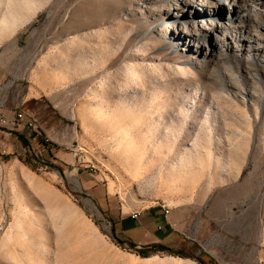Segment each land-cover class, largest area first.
Segmentation results:
<instances>
[{
	"label": "rangeland",
	"instance_id": "1",
	"mask_svg": "<svg viewBox=\"0 0 264 264\" xmlns=\"http://www.w3.org/2000/svg\"><path fill=\"white\" fill-rule=\"evenodd\" d=\"M209 1L0 0V101L37 120L0 127V264H264V0ZM162 205L143 257L113 211Z\"/></svg>",
	"mask_w": 264,
	"mask_h": 264
},
{
	"label": "crops",
	"instance_id": "2",
	"mask_svg": "<svg viewBox=\"0 0 264 264\" xmlns=\"http://www.w3.org/2000/svg\"><path fill=\"white\" fill-rule=\"evenodd\" d=\"M133 210L113 211V215L117 216L116 223L120 225L122 234L134 243L139 242L138 237L141 239L148 237L151 240L148 242L149 245L162 243L168 246L166 243L173 233V225L166 219L162 207L144 209L137 219L131 216Z\"/></svg>",
	"mask_w": 264,
	"mask_h": 264
},
{
	"label": "bare ground",
	"instance_id": "3",
	"mask_svg": "<svg viewBox=\"0 0 264 264\" xmlns=\"http://www.w3.org/2000/svg\"><path fill=\"white\" fill-rule=\"evenodd\" d=\"M209 1V0H208ZM244 0H230L229 3L230 5H233L235 7H242L243 9L245 8L244 7V4L243 5H240L241 2H243ZM246 1V0H245ZM212 3L211 5L209 4H204L206 7H216L218 6L219 4V0H210L209 3ZM14 4V2H13ZM36 3L35 2H26V7H29L30 5H35ZM257 4H259L257 2ZM214 5V6H212ZM21 9L20 7L18 6H13L11 7L10 5H6V13L3 15V16H0V21H1V32H4L5 34H9L11 32H14L21 24L23 25V20L21 18V16L19 15L20 12H21ZM247 10V8H245ZM204 13H212L214 11H212L211 9H204L203 10ZM21 18V20H20ZM223 29V28H222ZM224 30V29H223ZM222 30V32H223ZM225 32H227L226 30H224ZM217 38H219V36L217 35ZM192 40V39H191ZM76 41H74L75 43ZM129 72L132 73L130 74L131 77L128 78V81L130 82V87H134L136 85H138L139 83V80H138V77L135 73H133V67H129ZM37 124V123H36ZM122 137L125 138V139H129L131 138V135H130V131L128 129L127 126H123L122 127ZM59 205L53 201V200H50L48 202V208L51 209V211L48 212V220H49V224L51 227H54L56 229H59V227L62 225L65 226V223H66V213L63 212V206L61 207H58ZM69 211L71 213H73V209L72 208H69ZM31 218L30 219V224L32 223V216L29 217L28 214L24 215V219L23 220H26V218ZM33 217L35 218V215H33ZM22 220V221H23ZM17 232L18 233H26L27 231L25 230V227H24V223L21 222V221H18L17 223ZM48 260V259H47ZM46 260V261H47ZM48 264V262H47Z\"/></svg>",
	"mask_w": 264,
	"mask_h": 264
},
{
	"label": "built area",
	"instance_id": "4",
	"mask_svg": "<svg viewBox=\"0 0 264 264\" xmlns=\"http://www.w3.org/2000/svg\"><path fill=\"white\" fill-rule=\"evenodd\" d=\"M36 121L35 117L27 115L19 106L15 107L12 115L7 114L4 103L0 101V127L6 130H17L21 127L35 129ZM162 208L165 212V216L168 217L170 208H165L163 205ZM143 211L144 208L134 209L131 212L132 218L137 219Z\"/></svg>",
	"mask_w": 264,
	"mask_h": 264
},
{
	"label": "trees",
	"instance_id": "5",
	"mask_svg": "<svg viewBox=\"0 0 264 264\" xmlns=\"http://www.w3.org/2000/svg\"><path fill=\"white\" fill-rule=\"evenodd\" d=\"M18 136L21 138V140H24V137L22 135H18ZM117 238L120 240L121 243L124 242V240L119 238L118 236H117ZM127 240L130 242V248L131 249H136L137 244L134 243L129 238ZM137 250H140V249H137ZM162 250H167L169 252H172V248L170 246H167V245L162 244V243H153V244L147 245L145 247H142V249L140 250V254H141V256L145 257V256L148 255L147 253H149V252H158V251H162ZM175 254L176 255H181V256L184 255V253L181 252V251L175 252ZM199 260H201V262L203 264H205L202 259H199Z\"/></svg>",
	"mask_w": 264,
	"mask_h": 264
}]
</instances>
